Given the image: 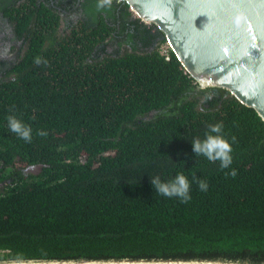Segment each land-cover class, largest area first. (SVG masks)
Instances as JSON below:
<instances>
[{
    "label": "trees",
    "instance_id": "trees-1",
    "mask_svg": "<svg viewBox=\"0 0 264 264\" xmlns=\"http://www.w3.org/2000/svg\"><path fill=\"white\" fill-rule=\"evenodd\" d=\"M18 2L4 8L28 47L0 75V264H264L259 114L224 89L199 90L127 3L97 12L84 0L62 29L51 0ZM12 114L31 126L30 143L9 130ZM218 122L233 148L224 170L191 143ZM178 172L208 190L192 182L186 203L155 192L151 176Z\"/></svg>",
    "mask_w": 264,
    "mask_h": 264
},
{
    "label": "water",
    "instance_id": "water-1",
    "mask_svg": "<svg viewBox=\"0 0 264 264\" xmlns=\"http://www.w3.org/2000/svg\"><path fill=\"white\" fill-rule=\"evenodd\" d=\"M118 1L128 4L134 18L164 33L201 89L228 91L264 121V0ZM140 262L114 264H229Z\"/></svg>",
    "mask_w": 264,
    "mask_h": 264
},
{
    "label": "clouds",
    "instance_id": "clouds-1",
    "mask_svg": "<svg viewBox=\"0 0 264 264\" xmlns=\"http://www.w3.org/2000/svg\"><path fill=\"white\" fill-rule=\"evenodd\" d=\"M112 3L113 0H97V12L105 10L106 8H111ZM34 63L37 65L41 63L47 64V61H44L41 57L37 56L34 59ZM6 120L8 128L12 133L16 134L26 143L32 141V128L30 125L25 124L15 114L7 116ZM223 128V122L210 124L207 127L203 139L194 137L191 140L195 156H203L212 163L219 162L221 170L229 169L233 163L232 144L223 135ZM37 135L47 136V132L38 130ZM234 139L235 138L233 137V140ZM225 175L235 177L237 172L235 169H232L230 172H226ZM192 182L197 184L199 190H208V182L206 180L193 176V180L190 182L183 172H178L174 178L166 182L162 181L159 175L150 177V183L156 193L168 198H179L182 203H186L191 199L190 189Z\"/></svg>",
    "mask_w": 264,
    "mask_h": 264
},
{
    "label": "flooded vegetation",
    "instance_id": "flooded-vegetation-1",
    "mask_svg": "<svg viewBox=\"0 0 264 264\" xmlns=\"http://www.w3.org/2000/svg\"><path fill=\"white\" fill-rule=\"evenodd\" d=\"M6 1L7 0H0V75L2 71H5L8 66L14 63V59L22 52L21 50H25L24 48L28 47L26 41L17 36L14 23H11L5 16L6 10L4 8ZM21 1L19 0L18 4L21 3ZM83 1L84 0H58L62 5H57L54 0H51L52 6H54L61 15L63 21L62 29L68 22L74 23L81 18L83 15L81 2ZM67 8L69 11L66 10ZM198 89L203 90L204 88L201 89L198 85ZM5 185L6 182L0 183V188Z\"/></svg>",
    "mask_w": 264,
    "mask_h": 264
},
{
    "label": "bare ground",
    "instance_id": "bare-ground-1",
    "mask_svg": "<svg viewBox=\"0 0 264 264\" xmlns=\"http://www.w3.org/2000/svg\"><path fill=\"white\" fill-rule=\"evenodd\" d=\"M26 263V262H21ZM27 263H45V264H114V263H144V262H27Z\"/></svg>",
    "mask_w": 264,
    "mask_h": 264
},
{
    "label": "built area",
    "instance_id": "built-area-1",
    "mask_svg": "<svg viewBox=\"0 0 264 264\" xmlns=\"http://www.w3.org/2000/svg\"><path fill=\"white\" fill-rule=\"evenodd\" d=\"M170 49H171L170 45L168 43H165L162 46V50H161L162 54L167 55ZM166 58L169 59L168 56Z\"/></svg>",
    "mask_w": 264,
    "mask_h": 264
},
{
    "label": "rangeland",
    "instance_id": "rangeland-1",
    "mask_svg": "<svg viewBox=\"0 0 264 264\" xmlns=\"http://www.w3.org/2000/svg\"><path fill=\"white\" fill-rule=\"evenodd\" d=\"M20 54H22V52H20ZM33 170H36V169H33ZM37 171V170H36ZM4 187V186H3ZM14 263H16V262H14Z\"/></svg>",
    "mask_w": 264,
    "mask_h": 264
}]
</instances>
